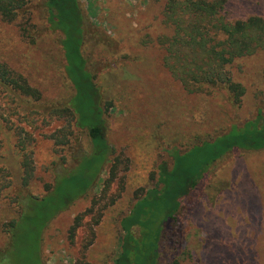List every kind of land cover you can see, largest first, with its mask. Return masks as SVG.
Here are the masks:
<instances>
[{
    "label": "rangeland",
    "instance_id": "1",
    "mask_svg": "<svg viewBox=\"0 0 264 264\" xmlns=\"http://www.w3.org/2000/svg\"><path fill=\"white\" fill-rule=\"evenodd\" d=\"M24 1L14 22L0 17V63L41 100L0 87V115L17 129L0 124V249L8 244L7 223L21 213L20 141L32 152L34 176L25 191L35 196L51 192L60 175L93 151L70 110L77 92L63 35L50 27L46 0ZM78 1L86 21L82 52L97 89L91 111H104L96 120L104 122L111 155L95 188L82 197L74 193L77 199L42 231V259L116 264L121 223L148 190L162 187L160 164L172 167L176 150H192L248 122L264 128V51L229 66L233 81L245 88L239 103L225 86L190 94L163 63L160 41L172 36L163 18L168 0ZM227 11L234 20L264 17V0H229ZM3 184L9 188L2 190ZM79 216L81 226L70 234ZM133 234L141 238V229ZM33 236L30 229L28 240ZM159 247V264H264V149L236 148L211 164L163 226Z\"/></svg>",
    "mask_w": 264,
    "mask_h": 264
},
{
    "label": "trees",
    "instance_id": "2",
    "mask_svg": "<svg viewBox=\"0 0 264 264\" xmlns=\"http://www.w3.org/2000/svg\"><path fill=\"white\" fill-rule=\"evenodd\" d=\"M46 1L50 27L63 35L61 44L67 60L66 70L77 92L70 110L78 117V125L87 131L93 151L83 156L69 175H60L51 192L35 196L25 191L34 176L32 152L25 151L20 141L23 192L16 196V201L21 213L17 221L6 225L9 238L8 244L0 249V264H44L40 241L42 231L59 213L67 210L74 199L95 188L111 155L104 122L96 120V117L102 119L104 111H91L93 102L96 103L97 89L82 52L86 30L83 10L78 0ZM228 2L168 0L163 18L164 24L172 30V36L162 38L160 42L166 52L164 67L188 93L225 86L234 101L239 103L245 88L233 81L229 66L237 59L264 51V17L231 19ZM24 9V0H0V17L5 22H14ZM3 86L41 100L40 92L32 89L26 79L15 77L4 63H0V87ZM1 122L8 132L17 130L9 119L0 115ZM252 124L248 122L244 128H235L227 136L213 138L192 150H176L172 154V167L160 164L162 187L148 190L121 223L125 234L116 264H159L163 226L174 218L182 200L194 192L208 167L236 148L264 149V128L257 129ZM6 188L9 185L3 184L2 190ZM82 218H75L70 234L81 226ZM135 227L141 229V238L133 234ZM30 229L34 231L33 241L28 240ZM171 264H179V261Z\"/></svg>",
    "mask_w": 264,
    "mask_h": 264
}]
</instances>
